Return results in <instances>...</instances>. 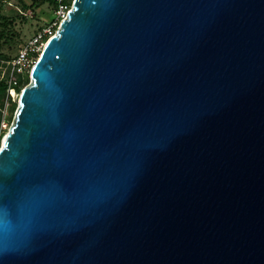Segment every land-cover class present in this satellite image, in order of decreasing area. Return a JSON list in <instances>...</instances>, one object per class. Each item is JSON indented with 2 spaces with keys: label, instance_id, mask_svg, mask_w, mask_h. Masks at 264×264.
I'll use <instances>...</instances> for the list:
<instances>
[{
  "label": "water",
  "instance_id": "95a60500",
  "mask_svg": "<svg viewBox=\"0 0 264 264\" xmlns=\"http://www.w3.org/2000/svg\"><path fill=\"white\" fill-rule=\"evenodd\" d=\"M0 264H264V0H73L0 143Z\"/></svg>",
  "mask_w": 264,
  "mask_h": 264
},
{
  "label": "rangeland",
  "instance_id": "374dc122",
  "mask_svg": "<svg viewBox=\"0 0 264 264\" xmlns=\"http://www.w3.org/2000/svg\"><path fill=\"white\" fill-rule=\"evenodd\" d=\"M0 13L9 18V23L6 26L9 34L8 39L6 41L5 39L2 40V42L5 41L3 48V55L5 56L2 55L0 57V72L2 73L7 66V61L5 60H8L17 53L20 44L30 39L41 28L57 21V29L60 23L59 20H56V7L49 2L35 4L33 0H0ZM2 28L0 26V32ZM24 81L26 83L23 85V88L30 82V77H26ZM2 100L3 91L0 93V104H2ZM16 102L9 109L10 125L18 107V101Z\"/></svg>",
  "mask_w": 264,
  "mask_h": 264
},
{
  "label": "built area",
  "instance_id": "2783aa9c",
  "mask_svg": "<svg viewBox=\"0 0 264 264\" xmlns=\"http://www.w3.org/2000/svg\"><path fill=\"white\" fill-rule=\"evenodd\" d=\"M70 0H57L56 20H61L70 9ZM57 21L49 26L41 28L27 41L20 44L17 53L7 61L4 72H0V78L6 83L3 90V100L0 104V141L10 127L9 109L12 104L19 101L23 82L30 77L31 70L35 65L46 42L56 31Z\"/></svg>",
  "mask_w": 264,
  "mask_h": 264
},
{
  "label": "trees",
  "instance_id": "16d2710c",
  "mask_svg": "<svg viewBox=\"0 0 264 264\" xmlns=\"http://www.w3.org/2000/svg\"><path fill=\"white\" fill-rule=\"evenodd\" d=\"M1 1H3V0H1ZM33 1H34L35 4H41L43 2H49V3L53 4L56 7V9H57V0H33ZM72 2H73V0H70V2H69L70 6H71ZM8 23H9L8 16L1 15V13H0V26L3 27L1 32H0V39H1V42H0V57L3 55L4 43L8 39V35H9L7 30H6L7 29L6 26H7ZM3 39H5V41L2 42ZM3 56H5V55H3ZM11 58H9L8 60H5V61H9ZM26 81L23 82L24 83L23 85H25ZM5 87H6V83L4 82V80L2 78H0V93L5 89ZM16 103L17 102H15V104ZM15 104H14V106H15ZM0 119H1V112H0Z\"/></svg>",
  "mask_w": 264,
  "mask_h": 264
},
{
  "label": "bare ground",
  "instance_id": "6f19581e",
  "mask_svg": "<svg viewBox=\"0 0 264 264\" xmlns=\"http://www.w3.org/2000/svg\"><path fill=\"white\" fill-rule=\"evenodd\" d=\"M6 132H7V131H6ZM5 134H6V133H5ZM4 136H5V135H4ZM4 136H3V137H4Z\"/></svg>",
  "mask_w": 264,
  "mask_h": 264
}]
</instances>
